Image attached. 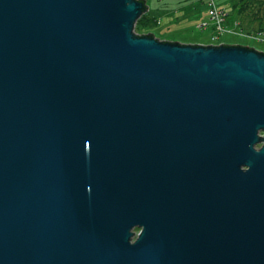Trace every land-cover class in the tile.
<instances>
[{
    "label": "water",
    "instance_id": "95a60500",
    "mask_svg": "<svg viewBox=\"0 0 264 264\" xmlns=\"http://www.w3.org/2000/svg\"><path fill=\"white\" fill-rule=\"evenodd\" d=\"M147 10L0 0V264H264V51Z\"/></svg>",
    "mask_w": 264,
    "mask_h": 264
},
{
    "label": "rangeland",
    "instance_id": "374dc122",
    "mask_svg": "<svg viewBox=\"0 0 264 264\" xmlns=\"http://www.w3.org/2000/svg\"><path fill=\"white\" fill-rule=\"evenodd\" d=\"M211 1L145 0L149 13H142L133 30L137 34L150 31L161 40L198 44L237 43L264 50V42L256 40L253 34L241 31L240 27L248 22L247 19L243 20L239 12L237 13V8L232 6L234 0H213L212 5H215L220 17L224 19H221L220 23L226 28V31L218 36V22L212 21L209 14Z\"/></svg>",
    "mask_w": 264,
    "mask_h": 264
},
{
    "label": "trees",
    "instance_id": "16d2710c",
    "mask_svg": "<svg viewBox=\"0 0 264 264\" xmlns=\"http://www.w3.org/2000/svg\"><path fill=\"white\" fill-rule=\"evenodd\" d=\"M232 6L237 8V13L239 12L243 20L247 19L248 24L242 25L241 31L257 33L264 29L263 0H234Z\"/></svg>",
    "mask_w": 264,
    "mask_h": 264
},
{
    "label": "built area",
    "instance_id": "2783aa9c",
    "mask_svg": "<svg viewBox=\"0 0 264 264\" xmlns=\"http://www.w3.org/2000/svg\"><path fill=\"white\" fill-rule=\"evenodd\" d=\"M212 4H213V0L211 1V6L209 7L210 8L209 14H210V17L212 18V21L218 22V27L216 28V32H217L218 36H220L226 31V28L223 25H221V23H220V20L221 19L224 20V19L222 17H220V14L217 12L218 10L216 9L215 5H212ZM203 24H205V23H203ZM246 34H249V35L253 34L254 38H256V40L264 42V30L257 32V33H246ZM213 38H215V37H213ZM259 51H264V50H259Z\"/></svg>",
    "mask_w": 264,
    "mask_h": 264
},
{
    "label": "flooded vegetation",
    "instance_id": "af4514ba",
    "mask_svg": "<svg viewBox=\"0 0 264 264\" xmlns=\"http://www.w3.org/2000/svg\"><path fill=\"white\" fill-rule=\"evenodd\" d=\"M262 134L264 135V132Z\"/></svg>",
    "mask_w": 264,
    "mask_h": 264
},
{
    "label": "bare ground",
    "instance_id": "6f19581e",
    "mask_svg": "<svg viewBox=\"0 0 264 264\" xmlns=\"http://www.w3.org/2000/svg\"><path fill=\"white\" fill-rule=\"evenodd\" d=\"M137 231H138V228H137Z\"/></svg>",
    "mask_w": 264,
    "mask_h": 264
}]
</instances>
